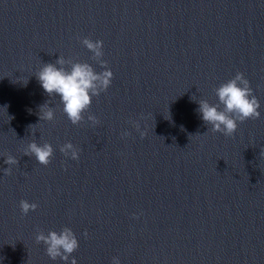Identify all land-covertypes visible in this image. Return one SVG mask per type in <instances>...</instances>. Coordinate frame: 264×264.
I'll use <instances>...</instances> for the list:
<instances>
[{"label":"water","instance_id":"water-1","mask_svg":"<svg viewBox=\"0 0 264 264\" xmlns=\"http://www.w3.org/2000/svg\"><path fill=\"white\" fill-rule=\"evenodd\" d=\"M84 37L103 41L114 74L88 110L97 125L88 113L73 125L35 76L59 56L101 71ZM236 72L261 116L225 137L198 101L218 103L214 89ZM45 102L52 121H40ZM32 140L53 146L47 166L24 155ZM68 141L78 160L60 152ZM9 154L18 164L4 175ZM22 199L38 207L22 215ZM65 226L79 247L53 261L35 236ZM73 256L264 264V0H0V264Z\"/></svg>","mask_w":264,"mask_h":264},{"label":"clouds","instance_id":"clouds-1","mask_svg":"<svg viewBox=\"0 0 264 264\" xmlns=\"http://www.w3.org/2000/svg\"><path fill=\"white\" fill-rule=\"evenodd\" d=\"M81 43L92 53L91 59L101 66V71L97 72L93 65L88 62L73 61L59 56L54 63L42 64L35 76L48 96L59 97V103L63 106L62 110L73 125H79L83 122L86 113H88L87 120L91 121L93 125H97L99 124L98 118L89 113L88 110L91 107L93 97L107 91L114 74L107 66L108 62L102 58L104 56L102 40L94 41L89 37H84ZM66 65L69 67H65ZM214 92L218 97V103L212 104L206 99L198 101L197 112L201 114L204 123L211 126L208 127V130L214 133H222L225 137H231L237 130L238 122L260 118V102L254 95L250 81L243 73L236 72L231 79L216 87ZM221 105H223L222 108ZM39 117L40 121L54 120V108L45 102L40 106ZM133 124L139 130V123L133 122ZM32 126L29 125V128ZM121 135L126 137L130 136L131 133L125 131ZM143 136L144 133L141 132V138ZM79 151L71 141L60 145V152L72 160L79 159ZM24 155L34 156L40 164L47 166L54 156V148L48 142L41 144L32 140L25 148ZM5 163L9 167L3 169L4 175H10L11 166L17 165L18 159L9 154ZM19 207L22 215H27L30 211H35L38 204L22 199L19 201ZM84 235L87 236L86 231ZM35 240L37 243L43 242L46 246V254L53 261L58 258L65 262L69 261L71 254L79 247L76 234L67 226L59 232L49 230L47 234L40 230L37 232ZM71 264H77L74 256L71 257ZM111 264H121L120 258L113 256Z\"/></svg>","mask_w":264,"mask_h":264}]
</instances>
